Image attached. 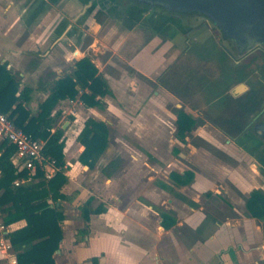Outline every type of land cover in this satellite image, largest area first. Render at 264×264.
<instances>
[{"label": "crops", "instance_id": "crops-1", "mask_svg": "<svg viewBox=\"0 0 264 264\" xmlns=\"http://www.w3.org/2000/svg\"><path fill=\"white\" fill-rule=\"evenodd\" d=\"M92 9L90 18L100 24L94 14L105 12L103 0H0V62L7 63L21 78L22 85L33 87L28 107L34 114L53 81L71 73L75 62L85 56L78 45L84 32L91 28L84 19ZM165 16L168 17H162ZM146 51L147 46L135 51L131 58L135 68L161 86L154 90L157 96L161 90V94L181 100L158 82L165 69L180 62L179 56L154 80L148 66L138 64ZM91 61L108 89L109 85L121 89L122 85L103 72L95 59ZM90 84L99 92L105 90L97 81ZM150 88L138 82L139 95L130 99L140 96L135 105L146 99V109L152 98L156 100L154 91L153 97H147L146 90ZM239 92L234 90L231 94ZM79 94L74 99L59 100L52 111L60 112L58 123L64 129V165L60 170L67 178L61 187L65 196L60 201L64 219L62 239L53 254L55 264H264V221L249 214L244 200L252 189L264 191V182L257 165L251 160L248 166L244 165L238 151L229 148L243 135L250 137L248 129L231 138L205 118L206 125L225 139V146L220 144L221 151L237 160L232 164L220 158L223 154L217 156L189 143L185 145L186 135L181 140L176 132L166 131L161 119L151 121L141 114L127 126L133 141L131 148L123 152L109 131L107 147L89 166L79 161L84 146L78 135L86 120L93 118L88 116L96 106L105 110L111 107L104 95L100 105L88 107ZM95 120L103 121L109 129L106 121ZM199 135L210 140L208 134ZM185 146L187 152L182 149ZM111 160L116 163L108 167L106 175L102 170ZM187 171L193 175L184 184L171 176ZM124 190H129L128 195L121 197ZM209 192L214 197L226 193L229 210L220 198L216 207L206 208L210 202L203 195ZM161 194L167 196L160 199ZM107 195L114 200L107 201ZM85 204L99 212L85 214ZM76 211L83 218L77 229L69 224L70 214ZM24 224V220L10 224L11 231Z\"/></svg>", "mask_w": 264, "mask_h": 264}, {"label": "rangeland", "instance_id": "rangeland-1", "mask_svg": "<svg viewBox=\"0 0 264 264\" xmlns=\"http://www.w3.org/2000/svg\"><path fill=\"white\" fill-rule=\"evenodd\" d=\"M103 1L106 10L100 15V24L93 23L90 17L94 10H90L84 19V24L87 22L91 28L87 33L84 32L78 47L83 50L85 56L91 60L95 59L103 72L111 75L122 87L117 89L109 85V89L104 94V100L112 109L105 110L102 106H96L88 116L93 118L89 119L106 121L112 141L125 152L133 143L127 126L135 117L142 114V117L148 116L151 121L161 119L166 131L174 134L176 132L174 118L177 116L178 109L182 108L195 119L183 143L185 145L189 143L215 155L223 154L220 144L225 146V139L220 137L213 127L206 125L205 118L207 119L208 116L229 117L238 113L242 107L249 106L252 110L244 114V121L245 124L250 121L251 117L264 105V85L261 80L264 77V56L259 55L258 50H255L241 62H235L234 57L238 55V51L234 44L222 38L223 32L212 23L201 25L193 30L186 42L185 28L197 26L204 21L202 16L195 15L193 12L166 13L163 10L136 3L134 0ZM163 14L168 17H162ZM143 46H147V55L140 56L138 64L142 67L148 66L154 80L174 61V58L179 56L180 62L175 64L180 66L182 71L186 69V83L176 84L174 74L171 75V73L169 79L165 78L166 74L163 75V79L179 92L181 100L172 95L168 97L164 93L161 94L160 89L157 96L154 90L161 86L150 81L135 68L131 58L134 57L135 51L142 49ZM227 49L230 50L231 56ZM132 82L133 87H131ZM138 82L151 86L148 91L146 90L147 97H153V91L156 97V100L152 98L154 101L151 100L149 104H146V109L143 107L146 99L139 105L135 104L139 102L140 96L130 99L139 95ZM240 82L246 84L248 88L243 87L234 96L231 91H234L235 85ZM177 104L181 106L178 107ZM152 109L154 112L150 113ZM145 110L147 113L144 112ZM199 133L210 135V140L204 139ZM248 134L250 137L243 135L240 137L242 140L230 144L229 148L238 151L240 162L244 165L248 166L249 160L257 165L260 179L264 182V138L254 133L251 128L248 129ZM186 147L182 149L187 152ZM220 158L232 164L237 161L225 154ZM228 189L229 192H233L230 187ZM110 191L114 192V189L110 188ZM128 191H122L120 196H127ZM166 196L161 194L159 198L164 199ZM203 196L208 203L210 202L209 206L205 204L206 208L216 207L220 198L226 202L225 207L229 210L230 203L226 193L222 192V195L216 194L214 197L209 192ZM113 200L114 197L107 195V201ZM82 221L83 218L77 211L70 214L69 224L72 228L77 229Z\"/></svg>", "mask_w": 264, "mask_h": 264}, {"label": "trees", "instance_id": "trees-1", "mask_svg": "<svg viewBox=\"0 0 264 264\" xmlns=\"http://www.w3.org/2000/svg\"><path fill=\"white\" fill-rule=\"evenodd\" d=\"M101 14L103 12H95L96 21H101ZM179 67L175 64L165 69L158 77V82L181 98L179 92L163 79L164 74H166L165 78L169 79L171 73V75L174 74L176 84L186 83V69L182 71ZM91 81L101 83L105 90L97 91L91 86ZM107 90L108 84L98 73L97 67L90 58L84 56L75 62L71 73L53 81L49 94L38 104V111L34 114L28 107L33 87L22 85L21 78L7 67V63L0 62V111L7 114L16 127L30 134L32 138L43 140L42 153L51 157L61 168L64 165V129L58 123L60 112H52L56 103L65 98L74 99L81 91L79 98L86 106L100 105V97ZM96 97L99 98L96 99ZM251 110L249 106H244L232 116H217V118L208 116V119L226 136L237 138L245 131L244 114ZM176 117V134L179 139L183 140L186 133L193 127L195 119L182 108L178 109ZM108 135V127L103 121L86 120L78 135L79 142L84 146L79 155V161L89 166L93 165L107 147ZM14 151L15 147L6 140L0 142V213L2 220L8 225L20 220L25 221L23 226L12 230L9 234L17 262L18 264H55L53 254L62 239L61 222L64 219L60 201L65 196L61 192V187L67 178L60 170L50 179H46L42 170L37 168L31 180L15 185L16 179L26 178L27 171L17 170L12 165L10 158ZM115 163L116 160H111L103 168V173L108 175V167ZM192 175L190 171L183 175L171 173L174 180L181 184L188 182ZM244 200L249 214L264 221V191L252 189ZM82 211L85 214L99 212L98 209L87 208V204L83 205Z\"/></svg>", "mask_w": 264, "mask_h": 264}, {"label": "water", "instance_id": "water-1", "mask_svg": "<svg viewBox=\"0 0 264 264\" xmlns=\"http://www.w3.org/2000/svg\"><path fill=\"white\" fill-rule=\"evenodd\" d=\"M169 11H196L219 25L223 35L233 37L240 46L264 43V28L256 27L264 0H146ZM252 37V38H250ZM239 84L235 88L242 86ZM248 125L245 126V129Z\"/></svg>", "mask_w": 264, "mask_h": 264}, {"label": "built area", "instance_id": "built-area-1", "mask_svg": "<svg viewBox=\"0 0 264 264\" xmlns=\"http://www.w3.org/2000/svg\"><path fill=\"white\" fill-rule=\"evenodd\" d=\"M0 140H6L15 147L11 155V163L17 170H26V178L16 179L15 185L32 179L37 168L43 172L46 179H50L60 167L55 161L42 153L44 141L34 139L30 134L14 125L7 114L0 111ZM11 227L5 224L0 213V264H18L16 252L10 241Z\"/></svg>", "mask_w": 264, "mask_h": 264}, {"label": "flooded vegetation", "instance_id": "flooded-vegetation-1", "mask_svg": "<svg viewBox=\"0 0 264 264\" xmlns=\"http://www.w3.org/2000/svg\"><path fill=\"white\" fill-rule=\"evenodd\" d=\"M134 1L136 3L142 4V5L143 4L144 5H148L151 8H157L158 10H163L166 13L175 12V11H169L166 8H164V7L160 6V5H157V4H152L151 5L146 0H134ZM261 10H262V12L256 17L257 19L255 21L256 27H258L260 29L264 28V5L261 7ZM192 12L193 11H185L184 13L189 14V13H192ZM193 13H195V15L202 16L204 18V21H201L200 24L197 25V26L195 25L193 27L190 26V27L185 28L184 37H185L186 40L190 37V34L192 33V31L197 29L201 25H206V24L212 23L216 27H218L220 29V31H221L220 26L216 25L215 22L211 18H209L208 16L204 15L203 13L196 12V11H194ZM187 16L190 17V15H187ZM222 38L228 39L230 42H232L234 44L236 50L238 51V55L234 57L235 58L234 60L237 63L241 62V60L245 59L249 54H251L255 50H258L259 55L264 56V43L263 42H256V43L252 44L249 47H247V46H243L242 47V46H240L237 43L236 39L233 38V37L225 36L222 33ZM250 38H252V37H250ZM227 51L229 52V55L231 56L232 54H231L230 50L227 49ZM261 80H262L263 85H264V77ZM239 84H242V83H239ZM243 87H245V89L247 88V86H245L243 84L242 86L238 87L237 89L235 88L234 90L236 92H239ZM247 125L248 126H247L246 130L251 128L254 133H256L257 135H259L262 138H264V105L260 109H258V111L251 117V119H250V121L248 122Z\"/></svg>", "mask_w": 264, "mask_h": 264}]
</instances>
